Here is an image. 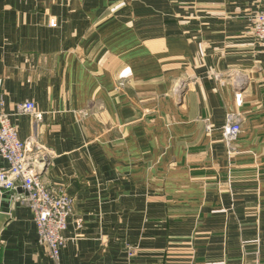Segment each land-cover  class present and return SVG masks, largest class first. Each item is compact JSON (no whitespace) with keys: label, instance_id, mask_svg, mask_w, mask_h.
<instances>
[{"label":"crops","instance_id":"crops-1","mask_svg":"<svg viewBox=\"0 0 264 264\" xmlns=\"http://www.w3.org/2000/svg\"><path fill=\"white\" fill-rule=\"evenodd\" d=\"M258 10L0 0L4 109L43 181L75 199L60 264H264V47L246 34ZM27 100L40 120L16 113ZM229 112L243 120L232 156ZM23 194L9 192L0 264H55Z\"/></svg>","mask_w":264,"mask_h":264},{"label":"built area","instance_id":"built-area-1","mask_svg":"<svg viewBox=\"0 0 264 264\" xmlns=\"http://www.w3.org/2000/svg\"><path fill=\"white\" fill-rule=\"evenodd\" d=\"M246 34L259 47H264V10H258L250 17ZM182 90V85L178 84L174 94L179 96ZM2 91L3 79L0 78V159L7 164L0 165V191L11 192L19 188L25 191L18 200L33 214L38 243L46 249L55 264H60L61 250L67 242L64 232L68 228L70 217L74 215L75 199L43 181L40 171L45 163L39 161V151H33L34 141L32 139L25 141L19 137L18 130L12 123L11 114L4 109ZM237 103L241 104L240 96L237 97ZM16 113L31 115L36 120L42 118V113L32 100L18 103ZM242 121L238 114L229 112L221 127L222 138L231 156L238 153ZM206 130L212 131L213 127L207 125Z\"/></svg>","mask_w":264,"mask_h":264},{"label":"water","instance_id":"water-1","mask_svg":"<svg viewBox=\"0 0 264 264\" xmlns=\"http://www.w3.org/2000/svg\"><path fill=\"white\" fill-rule=\"evenodd\" d=\"M11 199L9 192L0 191V238L3 230L11 220V213L8 211Z\"/></svg>","mask_w":264,"mask_h":264}]
</instances>
